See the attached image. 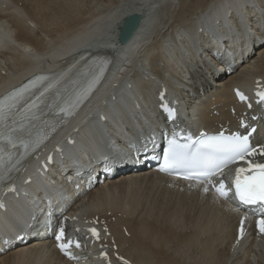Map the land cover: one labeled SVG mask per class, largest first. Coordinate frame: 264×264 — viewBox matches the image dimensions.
I'll return each instance as SVG.
<instances>
[{
  "label": "bare ground",
  "instance_id": "6f19581e",
  "mask_svg": "<svg viewBox=\"0 0 264 264\" xmlns=\"http://www.w3.org/2000/svg\"><path fill=\"white\" fill-rule=\"evenodd\" d=\"M1 1L0 95L31 73L60 69L58 60L78 48L109 50L116 59L88 106L56 133L48 147L56 154L47 178L33 162L17 180L19 196L9 197L0 215V264H62L46 228L63 212L110 220L119 252L134 264H264V238L235 247L238 213L207 192L153 169L136 171L133 164L113 177L94 170L102 156L119 168L132 147L135 156L146 153L148 163L155 158L147 136H159L166 127L155 101L162 87L170 101L180 103V120L190 130L233 122L230 109L240 106L232 88L248 90L256 78L264 79V0ZM134 14L143 17L140 28L127 45H115L119 25ZM234 25L243 28L237 43L230 39ZM210 47L234 66L232 75L209 53L201 54ZM258 125L255 145L264 143L262 121ZM62 166L80 180L98 176L99 184L85 185L81 196V189L59 180ZM26 179L32 180L28 186ZM32 220L38 240L13 243ZM11 237L10 250L1 253V242Z\"/></svg>",
  "mask_w": 264,
  "mask_h": 264
},
{
  "label": "snow or ice",
  "instance_id": "6c2138e0",
  "mask_svg": "<svg viewBox=\"0 0 264 264\" xmlns=\"http://www.w3.org/2000/svg\"><path fill=\"white\" fill-rule=\"evenodd\" d=\"M47 77H37V80H45ZM98 77L94 78L85 88H81L78 93L75 94L74 99L69 100L63 104L57 105L62 113H70L81 101L89 94L94 85L97 83ZM27 91V86L18 90L12 91L4 98H0V126L4 125L6 120L14 116V109L19 111L17 105L21 101L23 94ZM237 96L241 101H245L247 98L237 91ZM257 96L261 101H264V92H257ZM249 107L251 105L249 104ZM37 109V104L33 103L27 107L28 114H33V110ZM171 115V113H170ZM242 127H247L243 121H241ZM5 140V135L0 130V167H3L5 148L2 146ZM35 143H39L37 140ZM7 144L15 147L17 144V138L9 134L7 136ZM27 149L28 145H22ZM254 154L264 155V146H261L259 152L249 142V134H242L240 132H234L229 135H225L224 132H220L216 135H208L201 132L199 138H193L191 135L186 137V142L182 145L177 144L176 138L173 137L169 141V149L165 153L163 158V164L160 168L161 172L174 173L177 170H185L182 174V178L191 180L195 178H202L207 182L211 177L216 176L218 173L222 174L224 169L230 164L238 161H244L248 167L247 169L238 167L236 169V175L231 188L227 187L223 181L220 180L218 186L215 187V191L222 198H227L230 191L234 189V195L245 204H259L264 207V163H254L246 160V157H251ZM251 172L252 175H245V173ZM205 192H208L207 187L204 188ZM244 221L241 220L240 232L243 234ZM257 228L261 233H264V217L258 219ZM92 237L99 239V233L95 228L89 229ZM64 235L63 229H61L60 235H57L58 247L69 258H73L67 251L70 243L65 241L60 243ZM75 247L79 248L80 244L77 242ZM106 256V254H105Z\"/></svg>",
  "mask_w": 264,
  "mask_h": 264
},
{
  "label": "water",
  "instance_id": "95a60500",
  "mask_svg": "<svg viewBox=\"0 0 264 264\" xmlns=\"http://www.w3.org/2000/svg\"><path fill=\"white\" fill-rule=\"evenodd\" d=\"M142 15L134 14L126 18L121 24H120V33L118 36V42L121 45H127L131 39L133 38L134 34L138 31L140 28L141 22H142Z\"/></svg>",
  "mask_w": 264,
  "mask_h": 264
},
{
  "label": "rangeland",
  "instance_id": "374dc122",
  "mask_svg": "<svg viewBox=\"0 0 264 264\" xmlns=\"http://www.w3.org/2000/svg\"><path fill=\"white\" fill-rule=\"evenodd\" d=\"M84 1H86V0H84ZM3 74H4V73H3ZM185 235H187V233H185ZM179 237H180V235H179ZM181 237H182V236H181ZM202 240H205V239H202ZM178 242H179V241H176L175 243H176V244H179Z\"/></svg>",
  "mask_w": 264,
  "mask_h": 264
}]
</instances>
